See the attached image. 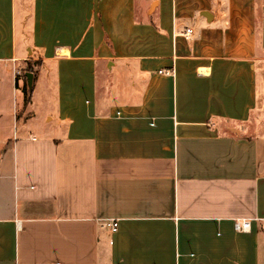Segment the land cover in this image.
<instances>
[{
  "label": "crops",
  "instance_id": "1",
  "mask_svg": "<svg viewBox=\"0 0 264 264\" xmlns=\"http://www.w3.org/2000/svg\"><path fill=\"white\" fill-rule=\"evenodd\" d=\"M260 77L264 0H0V264H264Z\"/></svg>",
  "mask_w": 264,
  "mask_h": 264
},
{
  "label": "rangeland",
  "instance_id": "2",
  "mask_svg": "<svg viewBox=\"0 0 264 264\" xmlns=\"http://www.w3.org/2000/svg\"><path fill=\"white\" fill-rule=\"evenodd\" d=\"M23 70L27 68L33 67L37 68L38 65L33 62H30L27 65H22ZM21 73V72H20ZM24 72L22 73L21 77L24 79L23 76ZM21 86V93L19 96V122L18 125L22 129L24 123L26 121L31 123L32 130L36 134H40L41 126L44 124L46 120V115L51 108H54V96H55V90H54V76L51 74L46 77V81L43 84L41 80L35 79L33 81V87L31 90V94L28 96L29 99H26V95L24 92V84L25 81L22 82ZM258 87H259V93L262 89H264V78L261 79V77L258 79Z\"/></svg>",
  "mask_w": 264,
  "mask_h": 264
},
{
  "label": "built area",
  "instance_id": "3",
  "mask_svg": "<svg viewBox=\"0 0 264 264\" xmlns=\"http://www.w3.org/2000/svg\"><path fill=\"white\" fill-rule=\"evenodd\" d=\"M192 29L186 31V35H190ZM104 226L109 227L113 233L119 230V221L116 219H106L103 223ZM235 227L239 231H249L251 229V220L238 219L235 222Z\"/></svg>",
  "mask_w": 264,
  "mask_h": 264
},
{
  "label": "trees",
  "instance_id": "4",
  "mask_svg": "<svg viewBox=\"0 0 264 264\" xmlns=\"http://www.w3.org/2000/svg\"><path fill=\"white\" fill-rule=\"evenodd\" d=\"M27 71H30V72H34V69H33V67H31V68H27V69H25L24 70V74H23V76H24V81H25V84H24V92H25V95H26V99H29V95L31 94V89L28 87V83H27V77L25 76V73L27 72Z\"/></svg>",
  "mask_w": 264,
  "mask_h": 264
},
{
  "label": "water",
  "instance_id": "5",
  "mask_svg": "<svg viewBox=\"0 0 264 264\" xmlns=\"http://www.w3.org/2000/svg\"><path fill=\"white\" fill-rule=\"evenodd\" d=\"M25 76L27 77L28 87L32 90L33 81H34V74H33V72L27 71L25 73Z\"/></svg>",
  "mask_w": 264,
  "mask_h": 264
}]
</instances>
